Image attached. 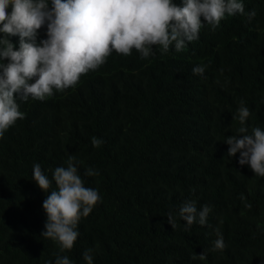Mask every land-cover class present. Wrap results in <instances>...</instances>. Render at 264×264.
Returning <instances> with one entry per match:
<instances>
[{"label": "trees", "instance_id": "trees-1", "mask_svg": "<svg viewBox=\"0 0 264 264\" xmlns=\"http://www.w3.org/2000/svg\"><path fill=\"white\" fill-rule=\"evenodd\" d=\"M256 5L251 22L205 24L180 52H113L74 88L17 100L25 118L0 138V264H55L57 255L87 264L88 249L92 264H264V177L241 167L239 153L228 157L224 143L240 127L241 101L249 132L264 130V0ZM200 65L204 74H193ZM69 156L101 199L61 253L41 236L50 193L33 180V165L52 180ZM89 168L98 175H85ZM188 200L211 212L186 231L178 210ZM217 229L226 248L213 252Z\"/></svg>", "mask_w": 264, "mask_h": 264}, {"label": "clouds", "instance_id": "clouds-1", "mask_svg": "<svg viewBox=\"0 0 264 264\" xmlns=\"http://www.w3.org/2000/svg\"><path fill=\"white\" fill-rule=\"evenodd\" d=\"M257 0H0V138L25 118L17 100L44 101L55 92L74 88L83 75L98 70L115 52L130 56L135 50L142 59L152 55L154 46L177 52L199 38L206 24L212 30L227 22H251L256 16ZM206 66L193 67L195 75H203ZM249 108L241 101L234 119L240 127L237 134L225 139L228 157L239 153L241 167L264 177V130L254 127L249 132L246 122ZM93 147L103 141L91 140ZM85 175H98L87 169ZM33 180L45 193V231L41 236L54 241L61 253L69 252L78 238L77 226L100 201L97 190L86 187L78 174L76 157L69 156L66 167H57L50 180L40 164L33 165ZM55 188L51 191L52 183ZM211 208L198 209L196 202L185 201L178 216L185 230L194 223L203 226ZM176 213L167 214V222L175 229ZM211 251L226 248L223 236ZM92 249L83 253L92 264ZM206 253L198 254L200 260ZM197 259V256L191 257ZM55 264H72L67 255H57Z\"/></svg>", "mask_w": 264, "mask_h": 264}]
</instances>
